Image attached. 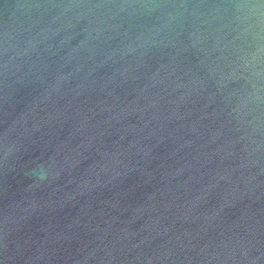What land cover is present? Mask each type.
Returning a JSON list of instances; mask_svg holds the SVG:
<instances>
[{"label":"water","instance_id":"water-1","mask_svg":"<svg viewBox=\"0 0 264 264\" xmlns=\"http://www.w3.org/2000/svg\"><path fill=\"white\" fill-rule=\"evenodd\" d=\"M0 264H264V0H0Z\"/></svg>","mask_w":264,"mask_h":264},{"label":"clouds","instance_id":"clouds-1","mask_svg":"<svg viewBox=\"0 0 264 264\" xmlns=\"http://www.w3.org/2000/svg\"><path fill=\"white\" fill-rule=\"evenodd\" d=\"M38 174H39V176H40L41 179L44 178V172H43V170H41Z\"/></svg>","mask_w":264,"mask_h":264}]
</instances>
